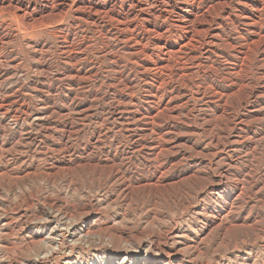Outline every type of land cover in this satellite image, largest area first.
I'll return each mask as SVG.
<instances>
[{"label":"bare ground","instance_id":"6f19581e","mask_svg":"<svg viewBox=\"0 0 264 264\" xmlns=\"http://www.w3.org/2000/svg\"><path fill=\"white\" fill-rule=\"evenodd\" d=\"M35 31L36 39L25 35L35 64L52 49L39 42L64 40L55 65L30 68L49 79L57 67L61 78H53L65 84L55 91L68 103L49 106L43 80L32 81L30 96L40 105L22 117L30 130L19 129L7 144L14 132L0 124V181L67 171L71 188L82 181L98 195L74 213L65 196L24 195L26 206L53 204L32 218L42 225L31 230L34 240L17 264H204L218 256L224 264H264V0H0L1 49ZM6 57L0 85L19 65ZM92 59L98 70L73 68ZM90 87L89 100L72 106ZM77 137L86 150L80 155L72 152ZM27 153L34 162L17 165ZM16 188L9 189L19 197ZM107 197L114 215L123 206L139 210L136 234L92 230ZM96 237L118 243H102L85 259L75 255Z\"/></svg>","mask_w":264,"mask_h":264},{"label":"rangeland","instance_id":"374dc122","mask_svg":"<svg viewBox=\"0 0 264 264\" xmlns=\"http://www.w3.org/2000/svg\"><path fill=\"white\" fill-rule=\"evenodd\" d=\"M35 32L33 34L32 33L31 34L29 33L30 35L29 34H26V33H22V34H20V37L21 38H19V34L17 36H14L13 38L11 37L10 38L11 40L8 41V44L6 46V48L7 47L8 48L7 49L6 48H3V49L0 48L1 51H2V54L0 53V55H2V57L5 58V55H6L7 56L6 58H9L10 60H14V64H18L19 63L18 68H16V70H15L16 72L14 71L13 72L14 74L11 73L13 78H10V77L6 78L9 81L5 79L3 82H1L2 85H0V89H2V91L0 92V120H1L0 121V124L4 125V123L6 122L5 125L6 126L9 125V127H11L12 130H13V132H14V133H11V135L9 134L10 136H7V134H6L5 137L0 134V139L2 137H4L5 140L7 141L6 142L7 144L10 142V140L14 136H19L21 128L23 130L24 129H26L28 131L30 130L28 128V125L29 124H28L27 118H26V122H25L22 117L23 116H26L25 113H31V112H33L40 105V102H39L38 98L35 97L37 99L36 100V99L31 98V96H30L32 81H37V82L40 81V82H42V80H43L42 83H44V86L46 85L45 86L46 87L45 90H48L47 92H49V94H50V95L48 93L46 94V91H44V96H48L47 98H50V99H47V102H48L49 106H54L55 105L56 108H59V107L61 108V106H63V104L65 105V102L68 103V101H65V100L61 99L62 97L60 95H58V93L55 91L57 89V85L63 83L62 85L64 86V84H65L64 81H62V82L61 81L60 82L59 81L56 82L55 81L56 79L53 78V77H56L57 75H58L57 77L61 78L60 75H59V73H57V70H56L57 67L54 66V68H52V70H53L52 71V74H51L52 77L49 76L52 79V81L49 80L50 78L49 79L44 78V74H42V75L41 74H38V76H37V73H34L33 70L31 69L34 65H40L39 62L40 63H49V64H54L55 65L57 63L56 61L59 60V56H60L59 48H61V46L64 45V40H62V37L60 38V36L58 34V35H51V38L49 40H47V41L39 42L38 45H40L42 47H45L46 49H48L52 45L51 46L52 49L49 48L51 50L48 51V53L46 52L44 55H42L40 57L39 62L35 64V62H32L33 60H31L32 59V56L30 55L31 54V48L30 49L27 48L28 46H27L26 41H25V39H26L25 37H27V36L30 37L32 35L36 39V36H37L38 33L37 32L35 33ZM25 35H27V36H25ZM23 38H24V40H23ZM37 41H39V40H35V42H37ZM77 42L82 43L81 44L82 45L81 48H85V45L84 44L86 42L84 41L83 36H79L77 38ZM88 42L91 43V41H88ZM56 45H57V47L59 46L58 49H57ZM95 47H94L95 50L93 49L94 51H96V49H97L98 46H95ZM89 51L92 54L94 53V51H92V47L90 48ZM19 52H20V54H19ZM29 57H30V59H29ZM2 64H4V65H2ZM2 64H1L2 67H0V72L1 73L2 72L3 73H7L6 72L7 67L5 66L6 64L4 62ZM25 65H27V66H25ZM60 66H63V65H60ZM96 67H98V64H97V62L95 60L92 59V60H88L87 62H80V64L77 63L76 66H74L73 68L74 69L77 68L76 70H78L79 68H83V69H85L84 71H86V70L89 71V70H91V68L96 69ZM54 69H55V71H54ZM30 70H31V72H30ZM96 70H98V69H96ZM24 71H26V72H24ZM26 75H28V76H26ZM8 76H10V74H8ZM33 78H35V79H33ZM48 82H49V84H48ZM76 82L77 83H76V87H75L76 89L75 90H80L81 89L80 88V85H79L80 82L79 81H76ZM52 83H54L53 84V87H52ZM47 86H51L52 87L51 90ZM28 87H30V88L28 89ZM3 89H4V91H3ZM83 92L85 93L84 94L85 96L83 95L82 97L77 98L79 100L73 101V103H71L72 106H75L76 103H80L81 104V101L80 100H82L83 102L85 100V102H87L89 100L88 98L93 94V87L92 88L90 87V88L86 89V91H83ZM83 92H81V94ZM86 96H87V98H85ZM55 101H57L58 104H56ZM101 101H97L96 102L97 108H100L98 110H102L103 100H101ZM50 102L51 103L54 102V103L51 104ZM59 103H61L60 106H59ZM84 103H82V104H84ZM80 104H78V105L79 106H82V104L81 105ZM107 106H104L105 110L106 109L108 110V107ZM21 108H22V110H20ZM21 111H22V113H21ZM98 112H101V111H98ZM2 113H3V115H1ZM98 114H100V113H98ZM92 127L96 128V124H94V125L92 124V126H90V129H94ZM87 128H89V127H87ZM16 131H19V132H16ZM0 133H1V130H0ZM82 136H84V135L81 133L80 134V137H82ZM82 138L80 139L81 141H79V138L78 137L76 138V140H73V143L76 141L74 143L75 147H72V149H73L72 152H74L73 153L74 155L75 154L76 155H78V154L80 155L81 153H83V152L86 151V150L83 151L84 143H83V139ZM0 143H1V140H0ZM71 143H72V140H71ZM113 145L115 146V144H113ZM81 146H82V148H80ZM110 148H112V147H109L108 146V149L107 148H104L105 151L103 149L102 152H101V150H99L100 151L99 153L105 155L108 150H113V148L112 149H110ZM31 149H34V148L31 147ZM87 150H89V149L87 148ZM127 150L130 151V148L124 149L125 152H127ZM75 151H76V153H75ZM13 153H15V154H13ZM86 153L84 155H86ZM11 154H12L11 155L12 157L18 156L16 154V152H12ZM27 154L29 155L28 158H30V159H28L27 157H25ZM27 154L24 155V157H20L22 160H20L21 162L18 161L17 162V165H23V163L26 162V161H27L26 162V164H27L30 161H32V158L30 156L31 153H27ZM11 156L8 155V158L11 159L12 158ZM48 160H49V158H48ZM0 162H1L0 163V167H1L3 165V162L2 161H0ZM33 162L34 161H32V163ZM49 162L52 163V162H54V160H52V161L50 160ZM11 166H13V164H11ZM24 174H26V173H21L22 177L24 176ZM67 174H68L67 171H65V172L64 171H60V172H57V173L51 175L52 176L51 178L50 177L49 178H45V179L40 178L42 180L41 181L39 179H38L39 181L38 180H35L36 182L35 181H32L31 179H28L27 178L24 182L23 181H20L23 184H21L20 182H16L17 183L16 184L15 181L14 182H10V183L8 182V184H6V182H4L3 179H1L3 181H0V185H2L4 183L5 184L2 185V186H0V229L2 228L0 231L1 232H5V233H1L0 232V264H17V263L20 262V258L22 256V254L25 253V250L27 248V245L30 242H32V240H34V237L32 236V234H30L31 233V230L34 227H36V226L41 227V225H42V224H39V223H41V221H39L37 223V222H33V219L38 218V216L39 217L40 216L43 217V211H44V209L48 208L47 205L53 204L51 201L46 202V203H44V202H38L37 203L36 201H34L33 203H35V204L32 207L26 206V204L22 203L23 202V196L24 195H26L27 197H33V195L37 194V192H40V195H38L39 197H41V198L44 197L45 198L47 196L49 198L50 196H52V198L55 201H56V199L57 200H60L61 198L64 199V196H65L66 198L62 202L63 203H66L65 206L68 207V211L71 212V213H74V212H82L83 211L82 210L83 208L88 209L90 207V204H88V203L91 202L92 198H94L96 195H98L97 194L98 193V190L95 189V188L93 189V188L89 187V184L88 185L87 184H84L83 185L82 181H79L78 184H77V182L75 183L77 186L79 185L77 188H71L73 184L69 185L68 184L69 183L68 180L65 179V178H67V176H66ZM54 179H55V181H53ZM64 179H65V181H63ZM24 184H26L28 186L26 187V185H24ZM38 184H39V186H38ZM67 185H69L68 186L69 189L67 188ZM10 186H13V187L17 186L18 188H20V190H18L17 188L16 189L18 191L22 192L23 194L18 197L16 194L13 193V191L10 190V189H13V187L11 188ZM87 188H89V189H87ZM72 189H74V191ZM95 190H97V191H95ZM18 191H16V192H18ZM35 191H36V193H35ZM81 191H83V192H81ZM90 196H93V197H91V200H90ZM58 197H60V198H58ZM108 197L110 198V195ZM108 197L107 198H103V200L105 199L104 200L105 202L103 201L104 203L102 202L101 205L99 206V208L102 209L100 212L96 213L99 216L97 217L96 214L94 215V218L95 219L94 218L93 219L95 220V224H94L92 230L98 232L99 234H101L103 232H100V231H102L103 229H107L108 228L110 230L109 233H111L113 235H123V236L126 235L127 236L128 234H131V235L136 234V231L135 230H131V229L135 225L140 224L139 223V220H138L139 219L138 218L139 217V215H138L139 210L137 209L138 211H134V209L136 208L135 206H131L129 208H127L128 206H126V207L123 206V209H119L118 208V212H119V214L122 212V214H125L126 217L125 218H122L120 216L119 218H117V216L119 214L118 215L117 214H115V215L112 214V212H113V210H112L113 206L112 207H109V205H108V199L109 198ZM85 198H86V201H85ZM14 201H15V204L16 205H21L22 204L23 207L20 208V209L16 208V210H15V205L13 204ZM105 209H106V211H105ZM103 211H105V212H103ZM114 216H115V218H114ZM116 219L118 220L119 224H116ZM109 224H111V225H109ZM6 235H8V236H6ZM126 236H124V237H126ZM35 239H37V238H35ZM105 239L104 240H99V237H96L92 243H88L86 245L85 244H82V247L84 246V248H80V250H78V253H76L75 255H78V257H80V259L82 257L85 259V258L89 257L94 252V250H96V248H98L97 246L104 247V245L103 246H100L102 243L105 244V246H110V247L111 246L114 247L118 243L117 237L105 238ZM66 246H67V244H65V247ZM128 247H129V249H132V250L136 249L135 248V244L134 245H129ZM101 249L104 251L103 248H101ZM57 252H58L59 256L61 257V253L59 251H57ZM212 262L214 264H215V262H220V263L223 262L222 264H224V263L227 262V258H225V257H222L221 258L220 256H218L217 258H215V260L214 259L213 260L211 259L210 262H206L204 264H213Z\"/></svg>","mask_w":264,"mask_h":264}]
</instances>
